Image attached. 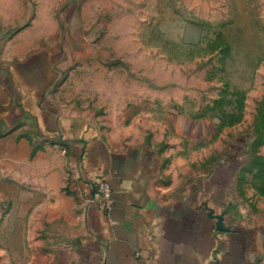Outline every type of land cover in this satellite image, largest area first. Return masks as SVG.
<instances>
[{
	"label": "rangeland",
	"instance_id": "obj_1",
	"mask_svg": "<svg viewBox=\"0 0 264 264\" xmlns=\"http://www.w3.org/2000/svg\"><path fill=\"white\" fill-rule=\"evenodd\" d=\"M25 27L56 39L62 115L116 153L150 152L175 196L210 185L264 232V0H0L1 69Z\"/></svg>",
	"mask_w": 264,
	"mask_h": 264
},
{
	"label": "crops",
	"instance_id": "obj_2",
	"mask_svg": "<svg viewBox=\"0 0 264 264\" xmlns=\"http://www.w3.org/2000/svg\"><path fill=\"white\" fill-rule=\"evenodd\" d=\"M32 32L11 37L0 68L9 93L8 108L0 101V172L9 178L0 264H264V232L234 216L219 191L175 196L150 152L116 153L62 115L56 48L46 46L56 39ZM98 179L111 186L107 214L92 201Z\"/></svg>",
	"mask_w": 264,
	"mask_h": 264
},
{
	"label": "built area",
	"instance_id": "obj_3",
	"mask_svg": "<svg viewBox=\"0 0 264 264\" xmlns=\"http://www.w3.org/2000/svg\"><path fill=\"white\" fill-rule=\"evenodd\" d=\"M92 201L106 214L111 212L113 206L112 190L106 179H98L95 182Z\"/></svg>",
	"mask_w": 264,
	"mask_h": 264
}]
</instances>
